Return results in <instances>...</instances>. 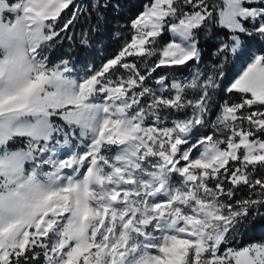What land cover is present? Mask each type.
<instances>
[{
  "label": "snow or ice",
  "instance_id": "obj_1",
  "mask_svg": "<svg viewBox=\"0 0 264 264\" xmlns=\"http://www.w3.org/2000/svg\"><path fill=\"white\" fill-rule=\"evenodd\" d=\"M119 7L0 0V264H264V0H146L53 60Z\"/></svg>",
  "mask_w": 264,
  "mask_h": 264
},
{
  "label": "trees",
  "instance_id": "obj_2",
  "mask_svg": "<svg viewBox=\"0 0 264 264\" xmlns=\"http://www.w3.org/2000/svg\"><path fill=\"white\" fill-rule=\"evenodd\" d=\"M146 0H113V3H118L120 5L119 11L114 9H109L107 12V23L101 28V32L93 36L92 47L90 49H82L77 45L69 46V42L65 41L62 48L57 49L53 54V60L58 58L65 50L73 52V56L76 59V64L78 67L83 66L85 63L91 62L96 66H99L101 60L105 57H110L113 53L119 48V41L111 38V33L118 29L119 25L124 24L130 17L142 10L143 4ZM81 25L78 24L75 32L79 33ZM127 31V29H124ZM168 36L165 34L164 39L167 40ZM256 47L257 49L264 47V44H261L257 40L250 41V46ZM205 48L208 51L205 53V60L209 59V52L213 45L211 43L205 44ZM74 49V50H73ZM235 63L230 64L226 68V77L224 79V84L227 83L230 75L234 73ZM188 68H177L172 71L175 74L180 75L188 71ZM215 115V111L212 116ZM242 243L250 242L252 240H259L264 238V220L257 218L255 221H252L247 226L245 231H242Z\"/></svg>",
  "mask_w": 264,
  "mask_h": 264
},
{
  "label": "rangeland",
  "instance_id": "obj_3",
  "mask_svg": "<svg viewBox=\"0 0 264 264\" xmlns=\"http://www.w3.org/2000/svg\"><path fill=\"white\" fill-rule=\"evenodd\" d=\"M78 2H79V0H78ZM253 45H254V44H252L250 47H251L253 50H257V48H256V47H253ZM238 61H240V60H238ZM238 61L235 62V66L237 65ZM188 72H189V70H188L186 73H184V74L186 75ZM236 73H237V72L234 71V73H232V74L230 75L229 79L227 80V83L229 82V80L232 79V77H233ZM227 83H226V84H227ZM214 116H215V115H214ZM214 116H213V118H214Z\"/></svg>",
  "mask_w": 264,
  "mask_h": 264
}]
</instances>
